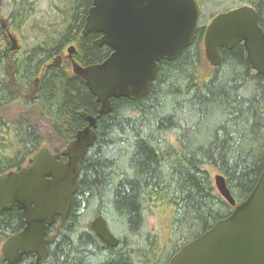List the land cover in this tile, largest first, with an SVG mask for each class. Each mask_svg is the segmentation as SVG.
Returning <instances> with one entry per match:
<instances>
[{
	"label": "trees",
	"instance_id": "trees-1",
	"mask_svg": "<svg viewBox=\"0 0 264 264\" xmlns=\"http://www.w3.org/2000/svg\"><path fill=\"white\" fill-rule=\"evenodd\" d=\"M7 1L9 27L21 43L11 50L0 31V176L28 166L43 147L50 150L32 117L65 148L86 126L79 113L97 116L100 106L72 74L67 48L74 47L71 59L81 67L111 54L95 45L98 34L82 35L92 0H50L43 21L36 20L37 0ZM235 4L252 7L264 32V0ZM204 29L199 22L191 46L158 64L144 97L113 99L97 119L68 216L47 229L46 237L58 232L40 264H168L234 209L217 193L212 170L236 204L249 196L264 167V76L251 70L240 44L219 50L217 68L204 63ZM18 104L21 115L7 119L4 109ZM96 216L118 246L91 232ZM23 227L16 208L0 211V247ZM19 264H34V257Z\"/></svg>",
	"mask_w": 264,
	"mask_h": 264
},
{
	"label": "water",
	"instance_id": "water-1",
	"mask_svg": "<svg viewBox=\"0 0 264 264\" xmlns=\"http://www.w3.org/2000/svg\"><path fill=\"white\" fill-rule=\"evenodd\" d=\"M200 13L197 0H92L82 35H100L95 45L108 47L111 54L87 67L71 60L73 47L67 54L72 74L83 81L100 108L95 117L79 113L86 126L60 152L52 154L43 147L29 166L0 176V211L16 208L24 223L0 247L4 264H19L28 256L34 257V264L48 259V246L58 231L51 237L46 231L57 222L61 227L68 216L79 164L93 145L97 119L110 112L111 100L134 101L147 94L158 64L174 61L193 43ZM202 44L212 68L221 63L220 49L229 51L240 44L251 70L264 76V32L252 7L216 15L205 28ZM213 180L217 193L234 208L232 213L183 246L168 264H264V167L239 204L222 175ZM89 227L106 246H118L101 216Z\"/></svg>",
	"mask_w": 264,
	"mask_h": 264
},
{
	"label": "rangeland",
	"instance_id": "rangeland-1",
	"mask_svg": "<svg viewBox=\"0 0 264 264\" xmlns=\"http://www.w3.org/2000/svg\"><path fill=\"white\" fill-rule=\"evenodd\" d=\"M198 1L200 2V0H198ZM237 1L238 0H202L203 3L201 4L202 5L201 6V15L199 18V22H200L201 26L202 25L206 26L213 16H216L220 13H223L226 10L233 8V6L236 5L235 3H237ZM49 2H50V0H37V3H38V12H37V17H36L37 21H43V20L47 19ZM0 8H1L0 9V18L3 17L5 19H7L8 11L10 8L8 1L7 0L0 1ZM20 43H21L20 41H17V45H19ZM65 53H66V51H65ZM202 55H203V48H202ZM203 61H204V63L208 64L206 62V60L204 59V56H203ZM3 112H4V116L7 119L15 120L14 118L21 115L23 110H22V108H20V106L18 104V105H11V106L5 108ZM31 119L33 121H35V123L38 126L39 133L45 138L46 142L49 143V145H50L49 148L51 151H60L64 148L62 142L52 134L49 126L45 122L38 120L35 117H32ZM215 175H216V173L212 170L211 171L212 181H214L213 178ZM92 219L93 218L89 219V223L92 221ZM150 226L152 228H155L157 226V219H151Z\"/></svg>",
	"mask_w": 264,
	"mask_h": 264
},
{
	"label": "flooded vegetation",
	"instance_id": "flooded-vegetation-1",
	"mask_svg": "<svg viewBox=\"0 0 264 264\" xmlns=\"http://www.w3.org/2000/svg\"><path fill=\"white\" fill-rule=\"evenodd\" d=\"M0 1H5V0H0ZM198 1V0H197ZM200 3V2H199ZM243 5H246V4H243ZM243 5H239V6H237V7H235V8H238V7H240V6H243ZM235 8H231V9H235ZM1 9V8H0ZM230 9V10H231ZM228 11V10H227ZM0 31L2 32V33H4L6 36H9V35H11V29H10V27H9V22H8V19H5V18H0ZM66 59L70 62V60H69V58H67L66 57Z\"/></svg>",
	"mask_w": 264,
	"mask_h": 264
}]
</instances>
